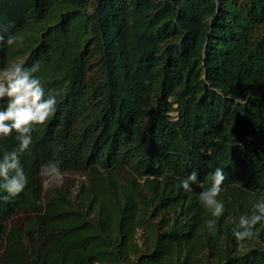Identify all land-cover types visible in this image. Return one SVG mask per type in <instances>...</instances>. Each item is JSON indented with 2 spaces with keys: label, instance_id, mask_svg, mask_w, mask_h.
Listing matches in <instances>:
<instances>
[{
  "label": "trees",
  "instance_id": "1",
  "mask_svg": "<svg viewBox=\"0 0 264 264\" xmlns=\"http://www.w3.org/2000/svg\"><path fill=\"white\" fill-rule=\"evenodd\" d=\"M9 23L23 41L0 42V70L39 61L57 105L24 191L0 187V264H264V221L234 235L264 198V0H0ZM52 160L75 189L44 182ZM217 168L220 217L199 198Z\"/></svg>",
  "mask_w": 264,
  "mask_h": 264
},
{
  "label": "clouds",
  "instance_id": "2",
  "mask_svg": "<svg viewBox=\"0 0 264 264\" xmlns=\"http://www.w3.org/2000/svg\"><path fill=\"white\" fill-rule=\"evenodd\" d=\"M14 24L9 23L5 32L0 33V42L12 46L22 42L23 37L14 34L11 29ZM40 71V62L34 63L31 68L24 66V62L12 64L0 70V100L7 98V107L0 110V138H7L15 132L18 141L16 149L5 152L0 159V177L4 183L0 185L10 196H17L24 191L28 178L20 166V156L30 150L33 144V132L37 126L44 125L55 115L57 99L49 96L45 99V92L41 80L35 73ZM61 160L49 161L42 166L41 175L53 178L57 184L63 183L60 171ZM15 173L10 175V173ZM227 177L223 169L217 168L212 174V187L200 194L203 206L211 210L214 217H220L225 211V204L217 197L222 191V184ZM198 183V173L191 172L181 181V187L185 192L192 191V185ZM264 221V198L257 202L250 216L239 217L240 231H235L237 241L244 242L254 237L255 226ZM235 222V221H234ZM209 232L216 234V220L206 221Z\"/></svg>",
  "mask_w": 264,
  "mask_h": 264
},
{
  "label": "rangeland",
  "instance_id": "3",
  "mask_svg": "<svg viewBox=\"0 0 264 264\" xmlns=\"http://www.w3.org/2000/svg\"><path fill=\"white\" fill-rule=\"evenodd\" d=\"M18 62H19V59L18 60H12L11 61V65L12 64H16ZM61 174H62V178L69 184L70 187H72V189H75L78 181L80 179H83V177H84L83 172L78 171V170H66V171H62ZM43 178H44L43 180L45 182L50 177H47V176L43 175Z\"/></svg>",
  "mask_w": 264,
  "mask_h": 264
}]
</instances>
